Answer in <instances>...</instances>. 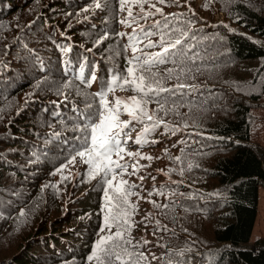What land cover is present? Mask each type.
Instances as JSON below:
<instances>
[{
  "label": "trees",
  "instance_id": "16d2710c",
  "mask_svg": "<svg viewBox=\"0 0 264 264\" xmlns=\"http://www.w3.org/2000/svg\"><path fill=\"white\" fill-rule=\"evenodd\" d=\"M117 2L0 0V264H99L88 257L102 236L113 237L110 264H264V235L251 237L264 0ZM134 66L167 91L143 96L152 121L120 106L125 152L110 159L126 167L90 178L77 153L104 111L98 94L140 99L120 87Z\"/></svg>",
  "mask_w": 264,
  "mask_h": 264
},
{
  "label": "snow or ice",
  "instance_id": "6c2138e0",
  "mask_svg": "<svg viewBox=\"0 0 264 264\" xmlns=\"http://www.w3.org/2000/svg\"><path fill=\"white\" fill-rule=\"evenodd\" d=\"M161 2H163V0H161ZM96 6L99 7L100 5L97 4ZM157 11H160V10L157 9ZM129 15H131V13H129ZM123 22L126 23L127 21H123ZM179 43L180 41L177 40L176 44H179ZM148 46L149 47L152 46L151 41H149ZM172 46L173 45L171 44L169 45V47H172ZM132 51L133 53L137 51L134 45L132 46ZM167 51L168 49L162 46V53L167 52ZM162 53L151 54L153 59L151 61L145 60L143 64L139 65V68L144 69L149 63L159 62V57L161 56ZM138 59L139 58L136 57L135 55L133 56V60H138ZM137 70L138 69L135 66L129 67L127 69V72H128V76L131 79L121 78L123 80V83L120 84V87L122 89L127 88V87H132L133 91L143 94L141 95L140 99H137L136 96L127 98L126 100L122 98H117L114 105H109L105 99L106 94L103 92L98 94L101 97V105L104 108V111L100 113V119L98 123L92 122L89 125L91 129L90 147H88L85 151H80L77 153V155L80 156L81 158L87 156L88 159L85 162L93 166L90 178H94L96 175H101V174H103L104 177L106 178L107 175L112 172L113 165L116 168L126 167V165H121L117 163L116 161H113L110 159L113 151H115L117 157H120V158H122L120 154L125 152V149L121 147V143L123 141H121L119 138L121 137L122 134H124V130L127 128L129 122L120 121L119 119L120 106L123 104V110L126 111L133 120H142L146 118L148 121H152L153 115L146 112L145 109L143 108V103H144L143 96L147 95L149 92L167 91V89H164L162 87L153 88L151 84L149 83V80L143 74L139 76L136 75ZM151 75L154 76L155 73H152ZM108 91H113V89L109 87ZM158 123H161V122L153 123L149 126H146L142 130V132L138 134L137 142H141L143 137L150 134L151 131H153V129L158 126ZM127 155L129 156L138 155V153L136 154L127 153ZM146 158L151 159V157H146ZM71 162L72 161H70V163ZM114 179H115V176H113V180ZM113 180H106V183L109 186V188H111ZM120 184L124 185V184H127V182L120 181ZM105 198L106 200L109 199L108 188L105 189ZM125 202H126V196H125ZM124 215H127V213L125 212ZM109 218H110V215L105 216L106 225L108 223ZM115 236L120 237L121 233L117 232ZM112 239H113L112 236H108V237L102 236L94 245L93 253L92 255L88 257V259L92 260L95 258L97 259L99 264H103V261L100 260V256L98 254L104 253V255L108 257L109 264H110L113 253L105 249L104 245L109 240H112ZM115 258L117 260L121 259L119 254H116Z\"/></svg>",
  "mask_w": 264,
  "mask_h": 264
},
{
  "label": "rangeland",
  "instance_id": "374dc122",
  "mask_svg": "<svg viewBox=\"0 0 264 264\" xmlns=\"http://www.w3.org/2000/svg\"><path fill=\"white\" fill-rule=\"evenodd\" d=\"M117 1L118 2L116 5L119 8H122L124 11H126L128 8V4L131 3L132 0H124V2L122 0H117ZM262 117H264V110L263 112L259 111L258 114L256 115L257 119L254 123L253 128L255 129L254 132H252V139L253 142H257L264 147V119H262ZM134 136H135L134 134L131 133L129 134L130 139H133ZM149 156H150V152L148 151V157ZM70 170L72 173H74V169H70ZM129 173H132V171H129ZM94 183L97 184L96 179ZM259 235H264V187L262 185L258 187V203L256 210V218L253 224L251 237L254 238Z\"/></svg>",
  "mask_w": 264,
  "mask_h": 264
}]
</instances>
